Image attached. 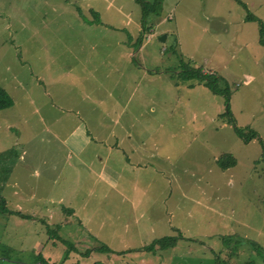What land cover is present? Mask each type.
<instances>
[{"label":"rangeland","instance_id":"rangeland-1","mask_svg":"<svg viewBox=\"0 0 264 264\" xmlns=\"http://www.w3.org/2000/svg\"><path fill=\"white\" fill-rule=\"evenodd\" d=\"M238 1L0 0V264H264V0Z\"/></svg>","mask_w":264,"mask_h":264},{"label":"trees","instance_id":"trees-1","mask_svg":"<svg viewBox=\"0 0 264 264\" xmlns=\"http://www.w3.org/2000/svg\"><path fill=\"white\" fill-rule=\"evenodd\" d=\"M238 1V0H237ZM239 2V1H238ZM242 6L244 7V9L246 10V7L245 5L242 4ZM146 7H147V4H144L143 5V10H144V13L146 12ZM150 7H152L151 9L152 10H159L160 9V4L158 1H156L154 4H152ZM245 20L246 21H257V19L252 16L251 14H247L246 17H245ZM98 22V21H97ZM262 32V25L260 27V33ZM199 74L197 75L199 81H201L204 86L206 88H208L211 92L213 93H218V89L216 88V83L219 81V77H215L213 76V74H203L201 73L200 71L198 72ZM11 104V101L8 97V95L6 94L5 90L3 88L0 87V110L2 109H5L7 107H9ZM227 115L230 117L229 118V122L233 125V128H234V132L240 137V138H243V139H248L247 136H245V134L243 133V131L236 127L235 123L233 122V120L231 119V115L230 113H228V110H227ZM249 137L251 138H254L255 137V134L254 132H250L249 133ZM223 168V166H222ZM0 204H2L1 200H0ZM71 211L69 210V213ZM24 216V215H23ZM163 247H168V246H171L173 244V241H174V238H171V237H168V238H164L163 240ZM106 250V249H105ZM38 257V256H37ZM37 261H39V258H37ZM40 262V261H39Z\"/></svg>","mask_w":264,"mask_h":264},{"label":"crops","instance_id":"crops-1","mask_svg":"<svg viewBox=\"0 0 264 264\" xmlns=\"http://www.w3.org/2000/svg\"><path fill=\"white\" fill-rule=\"evenodd\" d=\"M82 134H83V131H82ZM82 137H83V139L85 140V141H87V138L88 137H86V136H84V135H81ZM87 143H91V141H87ZM13 193H15V192H13ZM71 215L72 216H75V211H74V209H72L71 210ZM33 216H32V214L30 215V221L31 222H33L35 219L34 218H32ZM30 234H33V235H35V236H30L29 237V239H28V244H26V245H24L23 243H19V246L20 247H24V246H27L26 248H23V249H26V250H30V249H37L38 248V246L40 245V240L38 239V234H37V232H36V230H32V232L30 233ZM20 249H22V248H20ZM35 263H39L40 264V262L39 261H35Z\"/></svg>","mask_w":264,"mask_h":264}]
</instances>
